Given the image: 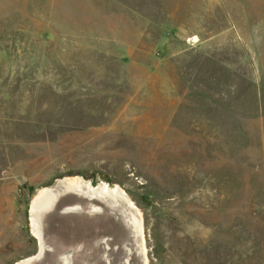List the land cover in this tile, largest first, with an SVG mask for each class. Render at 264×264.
<instances>
[{
    "label": "rangeland",
    "instance_id": "374dc122",
    "mask_svg": "<svg viewBox=\"0 0 264 264\" xmlns=\"http://www.w3.org/2000/svg\"><path fill=\"white\" fill-rule=\"evenodd\" d=\"M131 218V264H264V0H0V264Z\"/></svg>",
    "mask_w": 264,
    "mask_h": 264
},
{
    "label": "flooded vegetation",
    "instance_id": "af4514ba",
    "mask_svg": "<svg viewBox=\"0 0 264 264\" xmlns=\"http://www.w3.org/2000/svg\"><path fill=\"white\" fill-rule=\"evenodd\" d=\"M126 223H128V225L126 226L130 229L129 233L131 240L129 242H117L112 240L111 236L100 235L99 242H97L98 250L96 252V255L88 253L87 246H81V248L85 249V253L82 252L80 246L77 248L74 247L75 249L72 252H68L71 253V256L73 254L75 255L74 259L71 257L72 261H70V263L68 264H131L133 256L137 254L138 243L139 239L141 238V228L137 226L139 222H137V220H134L133 218H131L130 220H126ZM107 227L109 229L111 228L110 226ZM134 246L137 248H134ZM41 247L42 251L40 252V255L38 257H35L37 260H40L46 254L45 245L42 240ZM89 254L90 256H88ZM60 255H57L58 257L56 258V262L54 264H63V253H61Z\"/></svg>",
    "mask_w": 264,
    "mask_h": 264
},
{
    "label": "bare ground",
    "instance_id": "6f19581e",
    "mask_svg": "<svg viewBox=\"0 0 264 264\" xmlns=\"http://www.w3.org/2000/svg\"><path fill=\"white\" fill-rule=\"evenodd\" d=\"M68 182H70L71 183V180H68ZM120 191H118V193H119ZM119 196L122 198V199H125L126 198V195L124 194V193H119ZM49 203V202H48ZM50 206V205H49ZM98 209V208H97ZM79 212V211H78ZM137 226L139 227V225L137 224ZM67 258V257H66Z\"/></svg>",
    "mask_w": 264,
    "mask_h": 264
},
{
    "label": "water",
    "instance_id": "95a60500",
    "mask_svg": "<svg viewBox=\"0 0 264 264\" xmlns=\"http://www.w3.org/2000/svg\"><path fill=\"white\" fill-rule=\"evenodd\" d=\"M53 201V200H52ZM51 203V201L49 202V204ZM36 206V204H35V201H34V203H33V208ZM48 208V207H47ZM25 264H29V261H27V263H25Z\"/></svg>",
    "mask_w": 264,
    "mask_h": 264
}]
</instances>
